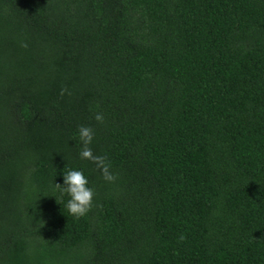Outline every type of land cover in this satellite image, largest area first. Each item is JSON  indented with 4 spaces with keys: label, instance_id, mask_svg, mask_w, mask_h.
<instances>
[{
    "label": "trees",
    "instance_id": "trees-1",
    "mask_svg": "<svg viewBox=\"0 0 264 264\" xmlns=\"http://www.w3.org/2000/svg\"><path fill=\"white\" fill-rule=\"evenodd\" d=\"M0 264H264V0H0Z\"/></svg>",
    "mask_w": 264,
    "mask_h": 264
},
{
    "label": "clouds",
    "instance_id": "clouds-1",
    "mask_svg": "<svg viewBox=\"0 0 264 264\" xmlns=\"http://www.w3.org/2000/svg\"><path fill=\"white\" fill-rule=\"evenodd\" d=\"M22 47H27V44H22ZM65 94L71 95V91L64 87L61 89L60 95L63 97ZM95 120L98 123H104L103 113H96ZM79 141L81 144L79 150V156L82 160H87L93 163L98 171H100L103 179L108 183H115L119 178L117 174L111 170V164L106 155H96L92 151L90 145L94 140V130L89 126H80ZM66 169V168H65ZM64 181L63 186L55 184V187L59 189L63 194H66L69 199L66 204L68 213L76 218H82L86 216L93 208L95 192L89 186V180L81 170L67 169L63 173ZM59 203V202H58ZM186 237L182 234L180 241H183Z\"/></svg>",
    "mask_w": 264,
    "mask_h": 264
}]
</instances>
